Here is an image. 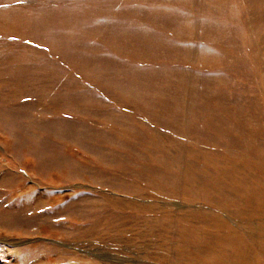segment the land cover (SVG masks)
<instances>
[{"label":"rangeland","instance_id":"rangeland-1","mask_svg":"<svg viewBox=\"0 0 264 264\" xmlns=\"http://www.w3.org/2000/svg\"><path fill=\"white\" fill-rule=\"evenodd\" d=\"M263 62L264 0H0V264H264Z\"/></svg>","mask_w":264,"mask_h":264},{"label":"bare ground","instance_id":"bare-ground-1","mask_svg":"<svg viewBox=\"0 0 264 264\" xmlns=\"http://www.w3.org/2000/svg\"><path fill=\"white\" fill-rule=\"evenodd\" d=\"M233 6H234V5H232V8L234 9ZM232 8H231V9H232ZM233 9H232V10H233ZM232 10H231V11H232ZM229 11H230V10H229ZM227 12H228V10H227ZM227 12H226V13H227ZM237 12H238V11H237ZM237 12H236V14H237ZM234 14H235V12L233 13V17H235ZM229 15L232 16L231 14H229ZM248 29H249V27H248ZM250 29H251V28H250ZM232 31H233V30H232ZM248 32H249V31H248ZM250 34H251V32H250ZM249 37H251V36H249ZM251 38H252V37H251ZM248 41H249V40H248ZM255 41H256V40H255ZM258 41H259V40H258ZM250 42H251V41H250ZM253 42H254V41H253ZM253 42H252V44H255V42H254V43H253ZM252 44H250V45H252ZM258 46H259V45H258ZM257 48H258V47H257ZM262 60H263V59H262ZM263 63H264V62H263ZM246 64H247V63H246ZM243 66H244V65H243ZM261 71H262V70H261ZM263 91H264V90H263ZM125 139H126V138H125ZM258 164H260V163H258ZM263 168H264V167H263ZM259 173H260V171H259ZM262 173H263V172H262ZM263 174H264V173H263ZM258 175H259V174H258ZM261 180H262V178H261ZM251 183H253V181H252ZM253 184H254V183H253ZM251 189H252V188H251ZM253 190H254V189H253ZM248 191H249V190H248ZM261 197H262V196H261ZM256 199H257V198H256ZM247 201H248V200H247ZM256 201H258V200H256ZM234 204H235V203H234ZM246 204H247V203H246ZM249 204H250V203H249ZM239 205H240V204H239ZM229 206H230V204H229ZM231 206L233 207V205H231ZM234 206H235V205H234ZM236 206H237V205H236ZM240 206H241V205H240ZM246 206H247V205H246ZM250 206H251V205H250ZM252 206H253V205H252ZM244 207H245V206H244ZM260 207H261V206H260ZM255 208H256V207H255ZM261 208H262V207H261ZM248 209H250V208H248ZM235 210H236V209H235ZM237 210H238V212L242 211V206L240 207V211H239V209H237ZM250 210H251V209H250ZM252 210H254V208H253ZM260 210H261V209H260ZM243 211H244V210H243ZM243 211H242V212H243ZM245 211H247V210H245ZM245 211H244V214H246ZM231 212H232V211H231ZM247 212H249V210H248ZM234 213H235V211L233 212V215H234ZM235 214H236V213H235ZM238 214H239V213H238ZM244 214H241V217H242ZM234 216H236V215H234ZM246 216H247V214H246ZM251 216H252V215H251ZM198 218H199V217H198ZM211 218H213V217H211ZM253 218H254V217H253ZM208 219H209V218H208ZM216 219H217V218H216ZM241 219H242V218H241ZM241 219H240V220H241ZM201 220H202V219H201ZM212 220H213V219H212ZM220 220H222V219H220ZM237 220H239V219H237ZM242 220H243V219H242ZM245 220H246V219H245ZM250 220H251V219H250ZM197 221H198V220H197ZM204 222H205V221H204ZM214 222H216V221H214ZM219 222H220V221H219ZM224 222H225V221H224ZM258 223H260V222H258ZM261 223H263V222L261 221ZM261 223H260V224H261ZM204 224H205V223H204ZM208 224H209V223H208ZM215 224H216V223H215ZM261 225H262V224H261ZM197 226H198V225H197ZM224 226H225V225H224ZM259 226H260V225H259ZM259 226H258V228H259ZM202 227H204V226H202ZM212 227H213V226H212ZM228 227H229V226H228ZM248 227H249V226H248ZM248 227H247V228H248ZM261 227H262V226H261ZM261 227H260V229H261ZM209 228H210V226H209ZM230 228H231V227H230ZM233 228H234V227H233ZM213 229H214V228H213ZM217 229H218V228H217ZM217 229L215 228V230H217ZM234 229H235V228H234ZM236 229H237V228H236ZM250 229H252V228H250ZM263 229H264V228H262V232H263ZM184 230H185V229H184ZM202 230H203V229H202ZM221 230H222V229H221ZM207 231H208V230H207ZM218 231H219V229H218ZM223 231H224V230H223ZM212 232H213V231H212ZM215 232H216V231H215ZM219 232H220V231H219ZM219 232H218V234H219ZM221 232H222V231H221ZM229 232H230V231H229ZM236 232H237V231H236ZM241 232H242V231H241ZM213 233H214V232H213ZM216 233H217V232H216ZM222 233H223V232H222ZM192 234H193V233H192ZM194 234H195V233H194ZM198 234H199V233H198ZM214 234H215V233H214ZM226 234H227V233H225V235H226ZM238 234H240V233H238ZM243 234H244V233H243ZM223 235H224V234H223ZM223 235H222V236H223ZM228 235H230V234H228ZM228 235H227V236H228ZM230 236H231V235H230ZM192 237H193V236H192ZM199 237H200V236H199ZM201 237H202V235H201ZM223 237H224V236H223ZM245 237H246V236H245ZM189 238H190V237H189ZM202 238H203V237H202ZM202 238H201V241H203V240L205 239V238H204V239H202ZM209 238H210V236H209ZM216 238H217V237H216ZM230 238H231V237H228V240H229ZM247 238H248V237H247ZM206 239H207V238H206ZM217 239H218V238H217ZM217 239H216V240H217ZM236 239H237V238H236ZM239 239H240V238H239ZM258 239H259V238H258ZM222 240H224V239H222ZM248 240H249V239H248ZM199 241H200V240H198L197 242L199 243ZM224 241H225V240H224ZM234 241H235V240H234ZM243 241H245V240H243ZM249 241H250V240H249ZM249 241H248V242H249ZM262 241H263V240H262ZM190 242H191V241H189V243H190ZM195 242H196V241H195ZM195 242H194V243H195ZM206 242H207V240H206ZM208 242H209V241H208ZM225 242H226V241H225ZM231 242H232V240H231ZM246 242H247V241H246ZM202 243H203V242H202ZM221 243H222V242H221ZM227 243L229 244V242H227ZM232 243H233V242H232ZM237 243H238V242H237ZM199 244H200V243H199ZM218 244H219V243H218ZM222 244H223V243H222ZM222 244H221V245H222ZM234 244H236V243H234ZM245 244H246V243H245ZM212 245H213V244H212ZM231 245H232V244H231ZM240 245H241V244H240ZM262 245H263V244H262ZM227 246H228V245H227ZM227 246H224V248H226ZM242 246H243V245H242ZM204 247H206V246H204ZM213 247H214V246H213ZM217 247H218V246H217ZM238 247L240 248L241 246H239V244H238ZM248 247H249V246H248ZM197 248H198V247H197ZM220 248H221V247H220ZM220 248H219L218 250L223 249V248H221V249H220ZM228 248H229V247H228ZM233 248H234V247H233ZM242 248H243V247H242ZM240 249H241V248H240ZM248 250H249V249H248ZM254 250H255V249H254ZM208 251H209V250H208ZM224 251H225V250H224ZM224 251H223V252H224ZM234 251H235V250H233L232 253H233ZM246 251H247V250H246ZM257 251H258V250H257ZM257 251H256V252H257ZM218 252H219V251H218ZM220 252H221V251H220ZM220 252H219V255H220ZM225 252L228 253L227 250H226ZM225 252H224V253H225ZM236 252L239 253V251H236ZM259 252H260V251H259ZM194 253H195V252L193 251V254H194ZM204 253H205V252H204ZM212 253H213V252H212ZM221 253H222V252H221ZM229 253H230V252H229ZM253 253H254V251H253ZM196 254H197V253H196ZM254 254H255V253H254ZM186 255H187V254H186ZM191 255H192V254H191ZM204 255H205V254H204ZM210 255H211V254H210ZM215 255H216V253H215ZM223 255H224V254H222V256H223ZM228 255H229V254H228ZM228 255H226V256H228ZM230 255H232V254H230ZM230 255H229V256H230ZM237 255H238V254H236V256H237ZM189 256H190V255H189ZM189 256H188V257H189ZM192 256H195V255H192ZM192 256H191V257H192ZM200 256H201V255H200ZM232 256H233V255H232ZM240 256H241V255H240ZM209 257H210V256H209ZM217 257H218V256H217ZM217 257H215V258H217ZM219 257H220V256H219ZM224 257H225V255H224ZM224 257L222 258L223 261H221V262H224L225 259H226V260L228 259V258H225V259H224ZM230 257H231V256H230ZM254 257H255V255H254ZM194 258L196 259V257H194ZM194 258H193L192 260H194ZM197 258H198V257H197ZM236 258H237V257H236ZM239 258H240V257H239ZM242 258H243V256H242ZM244 258H245V257H244ZM208 259H209V258H208ZM210 259H211V258H210ZM217 259H218V258H217ZM220 259H221V257H220ZM222 259H221V260H222ZM247 259H248V258H247ZM203 260H204V259H203ZM203 260H202V261H203ZM212 260H213V259H212ZM231 260H232V259H231ZM245 260H246V259H245ZM249 260H251V259H249ZM198 261H199V260H198ZM202 261H201V262H202ZM213 261L215 262V260H213ZM213 261H212V262H213ZM232 261H235V260H232ZM217 262H218V261H217ZM221 262H220V264H223V263H221ZM230 262H231V261H230ZM194 263H196V262H194ZM198 263H199V262H198ZM198 263H196V264H198ZM205 263H206V262H205ZM210 263H211V262H210ZM218 263H219V262H218ZM225 263H226V262H225ZM233 263H234V262H233ZM239 263H240V262H239ZM228 264H229V263H228ZM241 264H242V263H241ZM247 264H248V263H247Z\"/></svg>","mask_w":264,"mask_h":264}]
</instances>
